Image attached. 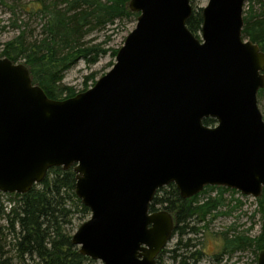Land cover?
<instances>
[{"label": "water", "instance_id": "obj_1", "mask_svg": "<svg viewBox=\"0 0 264 264\" xmlns=\"http://www.w3.org/2000/svg\"><path fill=\"white\" fill-rule=\"evenodd\" d=\"M244 3L208 0L198 39L190 0H129L136 25L113 67L61 101L0 58V192L26 194L51 168H72L90 218L70 241L102 264H156L174 229L170 212L149 209L160 188L182 200L206 187L259 198L264 53L242 38Z\"/></svg>", "mask_w": 264, "mask_h": 264}, {"label": "trees", "instance_id": "obj_2", "mask_svg": "<svg viewBox=\"0 0 264 264\" xmlns=\"http://www.w3.org/2000/svg\"><path fill=\"white\" fill-rule=\"evenodd\" d=\"M3 1L0 0L2 3ZM193 1L190 0L192 14L186 21V27L197 37L202 18L200 9H195ZM128 2L129 0H35L28 13L41 19L38 32H27L26 28L14 24L18 33L0 46V58L23 63L29 70L32 83L40 87L49 99L65 100L73 97L76 94L71 88L59 85L64 73L80 61L94 65L110 51L100 43L87 41V37L96 29L114 26L116 22L131 18L137 19L138 14L129 11ZM257 2L259 11L255 10L253 2H250L247 10H243L241 33L243 39L258 45L264 53V2ZM112 54L116 55V52L112 51ZM94 77L91 74L86 80L94 81ZM257 99H264V88L258 91ZM262 118L264 120V116ZM203 123L208 127L215 125L213 119H204ZM74 184L75 174L72 168H51L40 184L34 185L26 194L16 195L18 201L11 224L18 225L15 246L18 258L29 259L35 264H84L88 260L71 244L70 235L63 232L64 227L71 225L75 212L88 213V209L74 195ZM215 188L207 187L203 191ZM217 189L219 197L207 198L198 205V196L182 200L175 187L170 184L157 190L149 209L151 212L165 210L171 213L174 218L172 236L197 234L196 228L189 227L190 222H205L207 217L214 219L217 214L212 215V212L223 204L220 196L228 190L222 187ZM257 203L260 214L259 234L248 238L242 234L230 236L226 233L222 237L221 256L248 251L254 256L253 263L256 264L258 252L264 249V190ZM210 220L209 222L212 221ZM189 241L183 248L191 246ZM171 253L175 260L176 251ZM160 255L156 264H160ZM200 257L201 254L194 252L188 258L182 256L179 264H186L185 261L189 258L196 262ZM13 260L0 244V264H14Z\"/></svg>", "mask_w": 264, "mask_h": 264}, {"label": "rangeland", "instance_id": "obj_3", "mask_svg": "<svg viewBox=\"0 0 264 264\" xmlns=\"http://www.w3.org/2000/svg\"><path fill=\"white\" fill-rule=\"evenodd\" d=\"M34 2L35 0H4L3 3L0 2V46L17 35L18 32L14 29V24L26 28L27 32L32 30L38 32L41 19L28 13ZM193 2L195 9L201 10V8L206 6L208 0H194ZM250 2H253L255 10L259 11L257 0H245L243 10H247ZM135 25L136 18H131L116 22L114 26L92 31L87 37V41L100 43L103 48L110 51L94 65H87L83 61L78 62L64 73L59 85L63 88H71L75 94L90 89L98 79L113 67L116 55H113L112 51L117 54V50L123 45L125 38L135 28ZM196 38L200 39V32ZM91 74L95 76L94 81L86 80ZM257 105L262 116H264V99H257ZM217 188L220 187H216L212 191H203V189L196 195L198 196V205H201L207 198L219 197ZM227 190L220 196L223 201L222 206L212 212V215L217 214V217L214 219L207 217L205 222L191 221L189 227L196 228L198 230L197 234H186L182 237L174 234L159 257L160 264H179L182 256L188 258L194 252L201 254V257L196 262L190 258L186 259V264H254V256L248 251L245 253L237 252L230 255H220L222 237L226 233L230 236L242 234L245 237L254 238L260 232L258 198L254 199L243 196L237 191ZM16 195L19 194H4L0 192V244L7 250L8 256L14 259V264H35L29 259L18 258L16 254L15 246L16 237L18 236V225L17 223H14L13 226L11 224V220L14 218L13 211L18 201ZM195 204H197V201ZM89 218V211L86 214L75 212L71 219V225L64 227L65 230L63 229V232L71 237ZM188 240H190L189 244L191 246L183 248L184 244L188 243ZM74 247L78 251V247ZM174 250L176 251L175 260L172 259L173 254L171 253ZM218 257L220 258L219 261L216 259ZM84 264L102 263L88 258Z\"/></svg>", "mask_w": 264, "mask_h": 264}, {"label": "flooded vegetation", "instance_id": "obj_4", "mask_svg": "<svg viewBox=\"0 0 264 264\" xmlns=\"http://www.w3.org/2000/svg\"><path fill=\"white\" fill-rule=\"evenodd\" d=\"M216 259H218V261H219L220 258L218 257V258H216Z\"/></svg>", "mask_w": 264, "mask_h": 264}]
</instances>
